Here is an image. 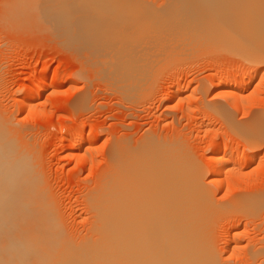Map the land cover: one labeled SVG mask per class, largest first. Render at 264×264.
<instances>
[{
  "label": "bare ground",
  "instance_id": "1",
  "mask_svg": "<svg viewBox=\"0 0 264 264\" xmlns=\"http://www.w3.org/2000/svg\"><path fill=\"white\" fill-rule=\"evenodd\" d=\"M128 1L131 0H14L7 6L10 17L19 18L33 30L49 33L67 48L83 54L90 67L94 69V66L95 72L102 78L107 77L118 90L135 91L142 81L145 86L154 60L159 57L158 62L173 59L185 54L186 50L189 52V46L199 41L195 35L211 37L213 41H209L213 45L214 42L218 46L222 44L227 52L235 49L232 53L237 52L243 60L239 59L247 62L249 77L264 73V0L258 3L250 0L244 9L224 14L226 29L221 32L196 24L192 27L197 29L194 38L184 36L185 26L169 28L168 20L167 27L156 24L158 21L155 23L151 15L149 18L154 22L148 17H145L147 21L131 17V9L135 7ZM135 10L133 15L138 18L142 9ZM192 28H188L187 35L195 32L194 29L191 32ZM42 77L33 85L38 89L36 93L30 88L23 91L19 104L24 113L33 101L43 98L45 75ZM221 81L212 85L220 90V95L230 90L235 101L239 99L238 92L248 86L241 77H227ZM142 84L137 92L140 89L143 92ZM138 94L132 96L136 98ZM262 114L260 118L256 114L258 118L253 117V121L249 119L250 124H244L246 129L243 130L253 134L252 141L246 138L247 133L244 134L243 139L249 141L248 148L264 142ZM12 128L6 120H0V264H226L218 253L222 249L216 252L218 219L235 211L251 222L264 213L263 193L246 194L239 196L240 199L232 197L234 201L229 199V203L233 202L228 204L227 200V207L226 203H223L225 207L217 205L208 184L219 181L212 179L204 184L201 169L186 159L185 151L176 144L178 141L167 142L147 136L130 145L127 138L121 137L111 145L107 171L85 200L88 229L78 238L73 237L52 204L53 197L50 200L42 176H38L36 159L34 161V156L28 154V147L20 143ZM68 141L69 151L85 145L83 140L77 144ZM235 146H226L219 156L216 153L210 156L211 174L221 175L230 165L243 167L256 162L255 153L249 156L243 150L236 155ZM249 225H243L245 230ZM260 234L252 246L247 245L244 263L264 264V232ZM221 238L219 246L222 245L224 251L233 247L235 251H231L237 253L236 249H243L237 239L228 235Z\"/></svg>",
  "mask_w": 264,
  "mask_h": 264
},
{
  "label": "rangeland",
  "instance_id": "2",
  "mask_svg": "<svg viewBox=\"0 0 264 264\" xmlns=\"http://www.w3.org/2000/svg\"><path fill=\"white\" fill-rule=\"evenodd\" d=\"M13 1L0 0V120H6L16 130L13 133L18 135L22 145L28 147V154L34 156V161L36 159L37 166L36 163L33 165L39 171L37 174L39 178L42 176L45 184L42 185L48 189L50 200L53 197L51 202L63 217L62 222L71 236L79 237L87 231L89 221L85 200L107 171L108 151L121 137L127 138L130 145L147 136L167 142L178 141L176 144L183 148L186 159L201 169L204 184L212 179L219 181L208 184V188L215 203L221 207L223 203L229 206L234 201L232 197L238 196L234 199H240L239 196L246 194H264V142L259 139L262 143L258 142L257 146L252 144L248 148L249 141L243 139L247 133L244 124H250L253 117L258 118L259 114L264 113V73L249 77L246 74L247 62L242 61L237 52L232 53L235 49L227 52L222 44L218 46L214 42L217 45H213L209 41L211 37L195 35L197 29L192 28L204 24L212 27L214 32H221L226 29L222 16L244 9L250 0H131L136 5L128 1L133 8L142 9L141 13L137 10L140 14L138 18L133 15L135 8L131 9V17L139 21L148 17L150 22L160 20L156 24L164 25L168 20L169 28L185 26L184 36H196L201 44L195 38L196 42L191 43L189 48L193 49V46L196 49L187 48L189 52L186 50L185 54L173 59L159 62L160 57L155 59L146 85L142 84L143 81L140 83L144 87L143 92L141 89L137 92L139 85L135 90L137 93L129 89L127 93L125 89L118 90L109 79L107 81V77L102 78L96 73L94 66V69L90 67L83 54L84 57L71 47L67 48L49 33L43 31L44 36L41 30L34 27L33 30L32 26L23 24L19 18L10 17L8 6ZM188 28H192V33L193 29L196 31L187 35ZM44 75L43 98L33 101L28 112L24 113L19 104L21 96L27 88L36 93L38 89L33 85ZM227 77H241L248 85L246 90L238 92L237 101L230 90L226 89L224 95H220V90L214 87ZM114 88L117 90L114 91ZM130 93L139 97L136 95L135 98ZM247 135L246 138L252 141L253 134L248 132ZM68 140L75 144L83 140L85 145L69 151ZM230 145H236V155L243 150L249 156L255 153L256 162L243 167L230 165L226 168L228 172L214 176L209 169L210 156L213 153L218 155ZM229 199L233 201L229 203ZM232 213L218 219L216 252L222 249L218 253H221V261L226 264H246L244 256L247 245L252 246L260 237V232H264V219L260 218L264 213L256 221L251 218L254 222L241 213ZM252 222L255 227L251 226ZM247 223L250 225L245 230ZM222 235L237 239L243 249H236V253L230 245L232 248H227L229 251L226 249L225 252L222 245L219 246Z\"/></svg>",
  "mask_w": 264,
  "mask_h": 264
}]
</instances>
